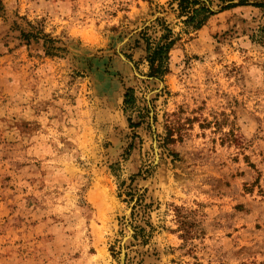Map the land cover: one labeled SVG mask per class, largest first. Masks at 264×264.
Wrapping results in <instances>:
<instances>
[{
  "label": "rangeland",
  "instance_id": "obj_1",
  "mask_svg": "<svg viewBox=\"0 0 264 264\" xmlns=\"http://www.w3.org/2000/svg\"><path fill=\"white\" fill-rule=\"evenodd\" d=\"M0 264H264V0H0Z\"/></svg>",
  "mask_w": 264,
  "mask_h": 264
},
{
  "label": "trees",
  "instance_id": "obj_2",
  "mask_svg": "<svg viewBox=\"0 0 264 264\" xmlns=\"http://www.w3.org/2000/svg\"><path fill=\"white\" fill-rule=\"evenodd\" d=\"M188 0H182V2H186ZM193 3V1H190ZM196 2V1H194ZM261 4V3H260ZM234 5L233 3H226L223 5L222 8H227ZM197 11V9L195 10ZM24 38H28V35H25ZM28 40V39H27ZM49 51L50 49L47 48ZM167 50L166 44L157 45L148 56V63H149V75H158L162 73L165 69L163 68V55L164 51ZM126 95V94H125Z\"/></svg>",
  "mask_w": 264,
  "mask_h": 264
}]
</instances>
